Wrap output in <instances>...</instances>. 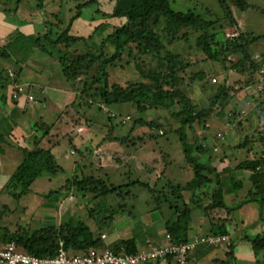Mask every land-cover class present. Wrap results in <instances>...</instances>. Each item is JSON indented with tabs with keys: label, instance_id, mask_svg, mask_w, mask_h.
<instances>
[{
	"label": "crops",
	"instance_id": "1",
	"mask_svg": "<svg viewBox=\"0 0 264 264\" xmlns=\"http://www.w3.org/2000/svg\"><path fill=\"white\" fill-rule=\"evenodd\" d=\"M37 1L39 3L34 5L31 0H0V131L7 139L2 146L4 152L0 154V248L8 244V233H15L19 227L35 230L67 223L73 217L67 216V213L79 203V198L74 196L75 203L69 202L65 189H62L66 181L77 175L81 164L93 166L97 159L105 164L108 158L107 152L98 158V146L94 145V136L87 127L72 129L67 124L66 116L62 113L74 111L71 107L76 101V92L66 79L59 61L44 53L38 45V40L46 33L56 40L69 25L71 35L86 38L94 36L93 40H96L95 31L102 22H90L87 13L97 5L83 8L76 21L64 22L68 19L72 21L76 15V9L73 11L70 4L66 12L64 0ZM76 3L84 2L76 0ZM107 24L110 31L114 25L112 22ZM238 24L245 32V23ZM62 46L59 49H64ZM256 57L264 67V57L260 54ZM19 87H24L23 94L18 93ZM250 87L256 89V84ZM249 103L254 104L253 101ZM43 124L51 126L47 133ZM259 129L262 131V127ZM218 134L226 138V142L219 141L220 146L214 150L203 143V154L216 156L213 163L204 164L212 171L213 182L209 186L211 195L220 186L226 207L206 212L192 201L194 191L186 190L180 194L191 210L187 233L189 241L207 235L225 239L217 245L198 246L188 264H264V249L256 250L253 247V241L258 236L264 238V176L254 177L252 171L240 166L244 162L259 159L264 145L254 154L255 158L250 152L251 147L243 150L244 146L228 144L230 126L226 127V133ZM45 138L47 144L40 149L38 143ZM65 154L69 160L64 159ZM175 156V159H170L165 177L167 175L170 178L169 183L173 186H186L193 179V171L183 151ZM53 161L60 168L55 173L49 171L53 168ZM67 171L72 172L71 178H63L61 183L45 190L37 189L38 185L45 188ZM15 201L17 207L9 205ZM164 207H149L140 215L141 221L137 228L126 225L130 224L127 218L121 217L125 211H116L108 227L121 226L124 221L125 226L130 228L125 227L120 232L114 229L115 238L109 242L108 235L101 230L103 235L99 250H116L128 240L135 241L137 254L168 244L165 224L173 217L174 210ZM88 219L85 222L92 229H98L91 218ZM226 219L232 222L226 227L227 235H214L213 225L217 224L219 228ZM251 230L256 233L252 234ZM121 252H125L124 247ZM0 264L4 263L0 261ZM140 264L177 263L170 257Z\"/></svg>",
	"mask_w": 264,
	"mask_h": 264
},
{
	"label": "rangeland",
	"instance_id": "2",
	"mask_svg": "<svg viewBox=\"0 0 264 264\" xmlns=\"http://www.w3.org/2000/svg\"><path fill=\"white\" fill-rule=\"evenodd\" d=\"M64 1H66V12L69 4L72 6L73 11L74 8L77 11V6L80 3H76V0ZM72 1L76 3L75 6ZM100 1L99 6L92 7L87 13L89 14L87 18L90 22H102L99 25L100 30L97 32V39L74 46V53L71 54V57H76L75 53L82 54L85 51H93L97 54L98 51L96 49L103 45L105 38L109 34L107 22H112L113 25L121 22L120 19L112 17L118 0ZM244 1L250 4L252 8L242 12L232 6L235 19L237 22L245 23L244 30L247 35L264 37V0ZM31 2L34 5L39 3L37 0H31ZM83 2L81 4H85L87 1L83 0ZM172 8L177 12L194 11L205 20L211 22L209 32L210 36H212L210 42L213 50L217 49V43L239 36V31L230 25L231 21L222 10L219 0H173ZM68 21L71 22V19L64 22ZM58 22L62 21L59 20ZM153 31L158 34L162 41L159 55L154 56L142 53L137 50L135 44H132L131 49L133 51L131 55L129 50L124 51L122 57L115 62L114 66L107 70L111 83L122 87H126L130 83L153 85V82L147 79L145 74L157 72L162 74V76L169 75L171 72L167 59L172 54L180 56L181 64L178 67V75L176 77V80L180 79V82L176 85V88L183 91L190 98L193 104L196 105L198 112L209 109L212 106L218 90L222 86L227 89L224 91L226 95L224 94L221 97V104L218 103L213 108L214 113H212L211 117L203 119L202 122L196 121L192 124L191 130L187 132L189 133L188 141L194 148L198 145L203 146L204 143L205 147H211L214 150L220 146L219 141L226 142V138L223 139L218 136V133H226V127L230 126L231 137L227 141L228 144L234 147L244 146L243 150L251 147L250 152L255 156L254 154L264 145V92L257 91L255 88L251 89L247 82L248 76L242 75L239 69L233 67V64L239 62L240 57H229L230 61L233 62L230 64L211 60L198 46V40L204 32L197 27L177 29L173 25L168 24L167 20L161 18L158 24L154 25ZM62 48L64 47L62 46ZM104 51L112 54L114 48L108 44ZM262 51L264 52V38L252 46L254 57L258 54L264 57V53H261ZM258 59L260 60V58ZM59 64L63 69L62 63L59 62ZM202 75H204V78H202ZM98 76L101 77L102 72ZM79 83L80 81H77L72 85L76 92V101L71 107L74 111L69 110L62 114H64V117L66 116V122L70 128L87 127L94 136V145L98 146V158L100 154L105 152H107L108 158L105 164L100 159H97L93 166L86 165L85 167L84 164H81L77 175L80 176L83 173L87 174L86 176L93 175L113 185L128 184L139 180L157 189L156 193L158 195L171 182L167 175L165 177V173L168 174L169 165L171 164L170 159H175V155L183 151L180 136L177 134V131L182 126L180 123L181 118L177 116L182 111V105L175 103L168 110L150 106L145 114H140L137 107L130 103L111 108L102 105H93L91 108H86L79 98L78 88L81 87ZM163 86L166 90H175L174 88ZM248 101H253L254 104ZM100 107L102 108L101 110L99 109ZM62 114L60 115L61 119L63 118ZM84 114L88 116L86 120L82 118ZM140 120L154 123L159 128L140 126L138 124ZM260 127H262V131H259ZM40 132L43 133L41 130ZM110 135L113 138L125 141V144L122 146L118 142L104 141ZM256 142L258 143L257 146H255ZM46 144L47 140L45 138L44 141L38 143V147L41 149ZM194 156L203 164H211L216 158V156L197 152L194 153ZM64 159L69 160L66 154ZM72 175L71 171H67L66 174H60L57 180L48 186L45 183V188L40 185L36 187L37 189L45 190L57 185L59 182L61 183L64 180L63 178H71ZM170 185L172 184L170 183ZM127 189L129 188H125L124 192H128ZM74 191L75 194L73 195ZM65 192L69 198L68 200H70L69 202L72 204L75 203L73 201L75 199L74 196L79 198V203L74 209L72 207L68 211L67 216L73 215L84 221L89 220V209L94 207V205L88 203V201L92 200V197L90 195L84 197L82 193H77L74 189L65 190ZM128 195H124L126 196L125 199L118 196H115L114 199H108V205L113 208V211H122L121 207L125 206L124 211L126 213L123 212L124 214L121 217L127 218L130 224L126 225L137 228L138 223L141 221L140 215L146 212L149 207L155 208L158 206L159 201L157 202V195H152L150 190L139 185L131 186ZM205 202L208 203V201ZM9 205H13L14 208L17 207L16 201ZM164 206L167 207L166 204ZM105 212L108 213L109 211ZM35 227L36 225L33 226V228ZM114 227L116 226H107L106 229H103L101 226L103 234L106 233L109 237L108 242L113 241L115 238L114 229L116 232H120L124 231L125 227L126 229L130 228L125 226L124 221L121 226ZM251 231L252 234L256 233L254 230Z\"/></svg>",
	"mask_w": 264,
	"mask_h": 264
},
{
	"label": "trees",
	"instance_id": "3",
	"mask_svg": "<svg viewBox=\"0 0 264 264\" xmlns=\"http://www.w3.org/2000/svg\"><path fill=\"white\" fill-rule=\"evenodd\" d=\"M21 1L17 0V2ZM172 2L173 0H118L112 17L120 19L121 22L111 26V30L103 45L96 49L98 51L97 54L93 51H85L82 54L75 53L77 56L71 57V54L74 53V46L79 43L93 41L94 37L86 38L71 35V25L56 40H52L51 34L46 33L41 40H38V45L44 53L62 63L63 73L68 82L73 85L80 81L81 87L78 88L79 98L86 108H91L93 105L111 108L130 103L137 107L140 114H145L150 106L168 110L175 103H180L182 111L177 116L181 118L180 123L182 126L177 131V134L180 136L186 162L193 171L192 181L186 186L179 185L178 187L169 183L157 195V189L139 180L128 184L113 185L93 175L86 176L87 174L85 173L80 176L76 175L67 181L63 189H75L77 193H82L84 197L88 195L92 197L89 203L93 204L94 207L89 209V217L95 225L98 224V229H92V226H89L83 219L73 216L67 223L60 226L49 225L35 230L19 227L15 233H8V243L15 242L23 251L39 258L55 256L61 247V243L72 255L98 250L102 245L103 234L101 233V226L103 229L107 227L114 220L116 214V211H113L108 205V199H114L115 196L125 199L126 196H129L130 187L134 185L150 190L152 195H157L158 205L164 206L166 204L169 209L174 210L173 217L168 219L165 224L167 235L171 236L173 243L190 242L187 233L191 210L186 204L184 197L181 196V192L186 190L194 191L192 201L206 212L226 207L220 186H218V190H215V194L211 195L209 186L213 182L210 176L212 171L194 156L195 152L203 154L205 148L202 145L194 148L188 141L189 133L187 132L191 130L194 122H202L203 119L211 117L212 113H214L213 108L218 103L221 104V97L227 89L222 86L218 90L212 106L209 109L198 112L196 105L193 104L190 98L183 91L176 88V85L180 82V79L176 80V77L181 58L174 54L167 59L171 72L169 75L162 76V74L157 72L145 74V77L150 79L153 85L130 83L126 87H122L118 84H112L107 72L122 57L124 51L129 50L131 55L133 51L131 49L132 44H135L137 50L142 53L154 56L159 55L162 41L153 29L154 25H157L158 21L163 18L168 21V24L173 25L177 29L197 27L202 30L204 33L198 40V46L211 60L230 64L233 62L230 61L229 57L238 56L240 60L237 64H233V67L239 69L242 75L248 76L247 82L250 86L258 83L263 65L255 59L252 53V46L263 40L264 37H252L251 34L247 35L246 32H243L232 10V6H235L244 12L252 8L250 4L244 0H219L222 10L231 21L230 25L239 31V36L217 43V49L213 50L210 42L212 36H210L209 32L211 22L205 20L194 11L177 12L173 10ZM99 4V0H88L85 4L78 5L76 15L71 22L76 21L80 17L83 8L91 5L99 6ZM99 30L98 27L95 32ZM108 44L114 48L112 54L104 51ZM60 45L64 46V50L59 49ZM100 72H102L101 77L98 76ZM202 78H204V75H202ZM163 85L175 90H166ZM99 109L101 110L102 108L100 107ZM82 118L86 120L88 116L84 114ZM138 124L149 128H159L154 123L145 122L144 120H140ZM43 127L46 133L51 129V126L46 124H43ZM6 141L5 135L0 131V154L4 152L2 146ZM104 141L118 142L122 146L125 144V141L113 138L111 135ZM262 164L263 161L259 158L244 162L240 166L252 171L254 177H263V173L258 171V167ZM58 170L60 168L56 167V162L53 161V168H50L49 171L55 173ZM125 188H129L127 189L128 192H124ZM206 200H208V203L205 202ZM121 210L124 211L125 206H122ZM105 211L109 212L106 213ZM231 223V220L226 219L219 228L217 224H214L212 229L214 235H227L226 227ZM122 247H124L127 254H137L134 240L122 242L114 251L121 253ZM253 247L256 250L259 248L264 249V238L258 236L253 241Z\"/></svg>",
	"mask_w": 264,
	"mask_h": 264
},
{
	"label": "built area",
	"instance_id": "4",
	"mask_svg": "<svg viewBox=\"0 0 264 264\" xmlns=\"http://www.w3.org/2000/svg\"><path fill=\"white\" fill-rule=\"evenodd\" d=\"M236 36V35H235ZM256 90L264 92V67L260 71L259 81ZM24 87L18 88V93L23 94ZM32 99V97H31ZM263 164L258 167V171L264 175V149L260 157ZM105 238V236H103ZM168 244L153 247L148 252L131 255L125 252H115L111 249L104 251L91 250L88 253L70 254L61 243L58 253L53 257L39 258L26 253L17 246L15 242H10L0 248V261L4 264H140L151 261H158L173 258L177 264H188L191 254L200 245H217L225 238L215 236H202L187 243H173L171 236H166Z\"/></svg>",
	"mask_w": 264,
	"mask_h": 264
}]
</instances>
